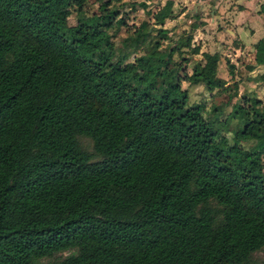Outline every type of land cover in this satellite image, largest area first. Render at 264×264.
Masks as SVG:
<instances>
[{
    "label": "trees",
    "instance_id": "1",
    "mask_svg": "<svg viewBox=\"0 0 264 264\" xmlns=\"http://www.w3.org/2000/svg\"><path fill=\"white\" fill-rule=\"evenodd\" d=\"M85 1L0 0V264H264L260 100L233 102L227 137L180 85L225 89L217 53L179 76L190 36L161 48L143 20L126 62L112 36L136 0Z\"/></svg>",
    "mask_w": 264,
    "mask_h": 264
},
{
    "label": "crops",
    "instance_id": "2",
    "mask_svg": "<svg viewBox=\"0 0 264 264\" xmlns=\"http://www.w3.org/2000/svg\"><path fill=\"white\" fill-rule=\"evenodd\" d=\"M171 1L172 14L164 19L162 25L167 28V33L179 30L183 23L181 28H187L183 39L190 36L191 55L198 56L195 60L202 59V52L217 53L215 69L223 67L220 59H225V65L227 62L231 65V73L227 66L220 70L226 76L219 74V71L218 75L216 71L215 74L226 81V87H234L237 94L234 101L240 99V95L244 97L249 94L247 99L255 97L260 100L259 106H264V80L260 77L264 71V50L257 49L259 40L264 37V0ZM230 109L231 105L218 120H225Z\"/></svg>",
    "mask_w": 264,
    "mask_h": 264
},
{
    "label": "rangeland",
    "instance_id": "3",
    "mask_svg": "<svg viewBox=\"0 0 264 264\" xmlns=\"http://www.w3.org/2000/svg\"><path fill=\"white\" fill-rule=\"evenodd\" d=\"M128 1V0H123ZM144 1L145 6H140L138 3ZM163 0H136L134 2L135 4L133 6L129 4L120 5L119 7V14L117 17L120 19L119 26L117 29L114 30V34L112 36V40L115 44V47L120 52H127L128 55L125 59L126 62H132L135 55L140 54L142 51H144V48L147 46V42L143 43L139 48L131 50L128 49V47H124L122 45V39L126 37L129 33H131L134 26L138 25L140 21H146L147 24H149L148 29H152L150 33L149 39H158L160 41V47L161 48H168L169 46H174L177 44L178 41H181L185 34H187L186 30L187 28H180L179 30H175L172 34L167 33V30L163 32H159V25L153 23L152 15L157 10V8L161 5ZM99 0H86L83 5V10L85 13L89 14L92 11H95L97 9V4ZM178 4L180 2H177ZM67 22L69 24H72L75 22V13L72 11L70 15L67 17ZM177 25V24H176ZM170 27V26H168ZM172 27V24H171ZM165 28V27H164ZM167 29V28H165ZM184 40V39H183ZM192 50V47H183L181 48V51L183 56H187L188 61H185L180 64L179 68L177 69L178 75L182 76L185 71H189V68H191V63L195 61L196 57L191 55L189 53V50ZM195 52L197 51V48L194 49ZM178 53L174 52L172 54V61L178 60ZM195 57V58H194ZM220 62L223 67L220 69L217 67L215 69V64L213 67V70L219 71V74L223 71V69L226 67L225 65V59H220ZM222 71L220 72V70ZM222 75L226 76L225 73H221ZM218 75V74H217ZM181 87H186L187 89V101L188 103H201L203 105V110L201 111L202 116L208 119V121L214 126L217 127L221 133H224L227 137L230 138L231 131L238 125L237 119L229 118L228 120H218V117H223L226 112L229 109V106L233 104L234 100L237 98L236 91L234 90V87L227 86L225 89H206L203 85H190L187 84L186 81L181 80L180 81ZM211 90V91H209ZM246 93V92H245ZM248 94V93H247ZM247 96H244L247 98ZM238 100H240L238 98ZM245 107V106H244ZM250 110L258 111L260 112L262 110L261 106H249ZM227 116V115H226ZM80 141L84 146H86L87 149H91L90 147V141L85 137H80ZM255 143V139H248L246 141H243L241 144L243 147H250ZM70 251H64L61 253H57L53 256V258L64 256L65 254L69 253ZM262 253L256 252L253 255V258L260 259Z\"/></svg>",
    "mask_w": 264,
    "mask_h": 264
}]
</instances>
